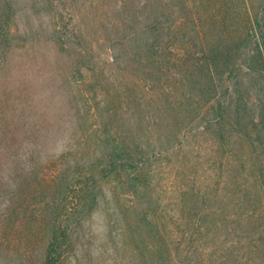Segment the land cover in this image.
I'll return each instance as SVG.
<instances>
[{
	"label": "rangeland",
	"instance_id": "374dc122",
	"mask_svg": "<svg viewBox=\"0 0 264 264\" xmlns=\"http://www.w3.org/2000/svg\"><path fill=\"white\" fill-rule=\"evenodd\" d=\"M133 8L122 0H0V264H46L48 245L63 232L56 264H260L264 228H237L232 219L251 211L252 200L263 204L264 191L256 196L246 185L233 187L227 173L210 188L216 156L200 132L199 105L180 112L179 127L167 126L171 114L160 112L143 82L147 63L134 61L137 42L125 26ZM136 37L140 44L144 36ZM88 65L95 70L89 76ZM246 76L243 93L253 102ZM230 87L220 88L228 122ZM105 91L117 109L111 120L136 133L149 153L148 190L138 212L150 201L152 221L132 224L129 200L116 199L118 177L101 184L91 212L65 191L83 178L73 166L87 161L78 157L85 153L76 142L89 123L79 125L88 104L85 115L78 104L85 95L100 107ZM58 169L70 177L62 180ZM251 172H245L249 185ZM198 188L210 205L183 221L182 213L196 208ZM242 189L245 200L236 197Z\"/></svg>",
	"mask_w": 264,
	"mask_h": 264
},
{
	"label": "trees",
	"instance_id": "16d2710c",
	"mask_svg": "<svg viewBox=\"0 0 264 264\" xmlns=\"http://www.w3.org/2000/svg\"><path fill=\"white\" fill-rule=\"evenodd\" d=\"M134 1L133 8V0H122L124 5L133 8L130 22L125 26L132 31V39L137 42L134 47L131 46L137 49L133 51L134 61L137 64L141 61L147 63L142 66L148 72V81L144 78L143 82L148 93H152L151 97L156 99L155 105L159 106L160 112L171 114L167 126L179 127L180 112H189L187 107L197 103L200 111L196 118L204 126L200 132L208 134L216 156L212 158L216 181L210 184V188L217 189L221 184L217 181L219 176L227 173L233 187L246 185L256 192V196L259 195L264 191V0ZM139 33L144 36L140 44L136 37ZM62 40L57 35L60 50L65 49ZM90 66L88 76L95 72ZM161 76L164 79L162 87L159 86ZM244 76L247 77L253 102L244 96ZM224 84L231 85V122H228V102L220 94ZM108 98L105 91L100 107L98 103L92 107L93 99L90 97L88 101L84 95L78 104L83 115L88 104V118L81 117L79 125L89 123L76 142L85 155L76 154L74 162L77 156L87 161L81 166H73L76 169L74 173L83 172V178L76 177L78 185L65 186V191L77 204L92 211L97 206L101 184L111 176L118 177L116 185L121 193H117L116 199L122 204L126 203L124 199L129 200L130 208H133L132 224L152 221L154 215L149 210L154 208L150 201L138 212L148 190L149 153L139 144L136 133L111 120L117 115V109ZM66 156L70 157L71 153ZM236 161L239 163L235 164ZM248 169L254 176H251L250 185L245 173ZM67 172L70 171L58 169L57 174L66 180L70 177ZM80 180L81 183L78 182ZM201 191L198 188L192 200H196V208L190 207L182 213L183 221H190L196 216V209L202 212L210 205L207 193L204 195ZM244 191L242 189L236 197L240 195L245 200L247 193ZM240 203L244 205V201ZM263 204L262 201L252 200V210L232 219L234 226L242 229L247 225L252 230L264 228V215L255 213V209L264 211ZM197 216H203V213ZM63 233L54 235L48 245L46 264H56L60 259L66 237V232ZM259 257V263L264 264V251Z\"/></svg>",
	"mask_w": 264,
	"mask_h": 264
}]
</instances>
